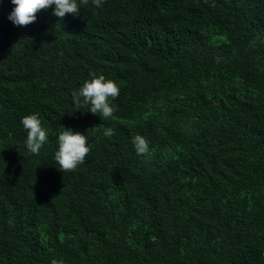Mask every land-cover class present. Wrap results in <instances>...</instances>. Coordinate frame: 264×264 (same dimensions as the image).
<instances>
[{"label": "trees", "instance_id": "obj_1", "mask_svg": "<svg viewBox=\"0 0 264 264\" xmlns=\"http://www.w3.org/2000/svg\"><path fill=\"white\" fill-rule=\"evenodd\" d=\"M77 3L16 26L0 0V264H264V0ZM90 73L107 120L74 106ZM61 125L90 147L72 172Z\"/></svg>", "mask_w": 264, "mask_h": 264}, {"label": "clouds", "instance_id": "obj_2", "mask_svg": "<svg viewBox=\"0 0 264 264\" xmlns=\"http://www.w3.org/2000/svg\"><path fill=\"white\" fill-rule=\"evenodd\" d=\"M89 0H80L81 4H88ZM105 0H92L96 7H101ZM15 5L8 19L16 26H27L37 19V13L47 10L55 5L53 15L61 21L66 14L73 17L78 16L80 7L77 0H11ZM91 79L72 92L74 106L79 109L90 106L89 111L101 119L107 120L113 117L116 110L112 103L119 94L120 88L117 84L105 78L104 75L97 76L90 73ZM21 124L27 132L25 140L26 148L32 154H39L41 148L48 142V130H46L39 119V114H30L22 118ZM62 126V125H61ZM58 135V150L55 152L54 159L59 165V171L72 172L85 162L86 156L90 152L87 137L79 132L74 133L71 129H65ZM107 137H112L114 129L107 128L103 133ZM133 145L137 155H147L149 153V142L145 137L136 135L133 137ZM52 264H58L53 260Z\"/></svg>", "mask_w": 264, "mask_h": 264}, {"label": "rangeland", "instance_id": "obj_3", "mask_svg": "<svg viewBox=\"0 0 264 264\" xmlns=\"http://www.w3.org/2000/svg\"><path fill=\"white\" fill-rule=\"evenodd\" d=\"M73 132H75V131H73Z\"/></svg>", "mask_w": 264, "mask_h": 264}]
</instances>
